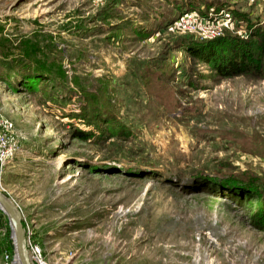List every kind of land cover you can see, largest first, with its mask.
Segmentation results:
<instances>
[{"label":"rangeland","instance_id":"rangeland-1","mask_svg":"<svg viewBox=\"0 0 264 264\" xmlns=\"http://www.w3.org/2000/svg\"><path fill=\"white\" fill-rule=\"evenodd\" d=\"M0 114L52 264H264V0H0Z\"/></svg>","mask_w":264,"mask_h":264},{"label":"built area","instance_id":"built-area-1","mask_svg":"<svg viewBox=\"0 0 264 264\" xmlns=\"http://www.w3.org/2000/svg\"><path fill=\"white\" fill-rule=\"evenodd\" d=\"M206 24V20L204 21L203 19H199L195 13L192 12L187 14L185 13L174 21V26H184L186 28L187 26L190 27L196 25L201 32L204 31V28H206ZM18 150V139L15 136L13 122L0 114V175L3 174L7 164L14 159ZM1 188L2 187L0 186V189ZM25 227L27 234V247L34 264H52L43 256L42 249L38 242L32 239L30 228L27 224ZM3 264H14V251L13 253H10L9 251L4 252Z\"/></svg>","mask_w":264,"mask_h":264},{"label":"water","instance_id":"water-1","mask_svg":"<svg viewBox=\"0 0 264 264\" xmlns=\"http://www.w3.org/2000/svg\"><path fill=\"white\" fill-rule=\"evenodd\" d=\"M0 210L7 217L11 229L14 264H34L27 247L26 227L19 207L0 190Z\"/></svg>","mask_w":264,"mask_h":264},{"label":"trees","instance_id":"trees-1","mask_svg":"<svg viewBox=\"0 0 264 264\" xmlns=\"http://www.w3.org/2000/svg\"><path fill=\"white\" fill-rule=\"evenodd\" d=\"M227 63H228V70L233 71L234 68H238V69H235L234 72H240L241 68L245 67L244 63H242V61L240 60V57L236 58L235 56H233L232 60H229ZM8 251L10 253H13V248H12V245H11V241H10V243L8 245Z\"/></svg>","mask_w":264,"mask_h":264},{"label":"bare ground","instance_id":"bare-ground-1","mask_svg":"<svg viewBox=\"0 0 264 264\" xmlns=\"http://www.w3.org/2000/svg\"><path fill=\"white\" fill-rule=\"evenodd\" d=\"M224 198H220L219 199V204H224V200H223ZM221 200V201H220Z\"/></svg>","mask_w":264,"mask_h":264}]
</instances>
